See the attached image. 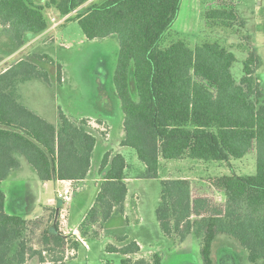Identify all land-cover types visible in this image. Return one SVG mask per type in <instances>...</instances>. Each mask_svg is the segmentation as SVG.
<instances>
[{"label": "trees", "instance_id": "trees-1", "mask_svg": "<svg viewBox=\"0 0 264 264\" xmlns=\"http://www.w3.org/2000/svg\"><path fill=\"white\" fill-rule=\"evenodd\" d=\"M90 1L0 0L4 53L13 54L47 31L49 8L61 18L75 12L72 17L89 41L116 36L120 50L113 82L124 115L121 147L133 149L151 175H157L163 160L228 163L257 154L254 176L164 180L157 210L163 234L180 243L196 236L203 264H214L213 243L221 235L240 244L249 264H264V87L256 76L255 51L249 52L237 82L232 74L236 57L218 42L194 49L184 40L163 46L183 0H99L85 6ZM236 4L211 0L203 19L212 27L233 29L241 22ZM47 66L57 67L61 83L62 67L48 55L17 61L0 73V264H29L33 258L38 264H68L67 240L57 224L45 226L37 249L30 239L42 221L6 212L2 184L20 168L19 156L42 183L82 182L92 170L98 139L86 121L60 113L55 126L19 100V84L35 79L51 83ZM127 169L122 154L104 155L100 190L79 229L85 238L83 224L103 229L111 218L125 215ZM107 252L124 256L123 264H162L159 255L152 263L129 258L141 252L135 241L121 248L110 244ZM47 255H52L50 263Z\"/></svg>", "mask_w": 264, "mask_h": 264}, {"label": "rangeland", "instance_id": "rangeland-1", "mask_svg": "<svg viewBox=\"0 0 264 264\" xmlns=\"http://www.w3.org/2000/svg\"><path fill=\"white\" fill-rule=\"evenodd\" d=\"M98 1H90L85 6ZM210 1L183 0L178 19L164 38L163 46L184 40L194 49L206 41L218 42L236 57L232 74L237 82L243 77V63L249 52L253 50L259 59L256 76L264 87V0H233L237 3L236 8L241 15V22L233 29L207 25L203 19V11ZM75 14L74 12L72 16ZM45 16L51 26L59 24L50 34L49 38H53L52 41L46 47L42 49L38 47L37 50L51 56L61 65L62 82L56 79L57 67L47 66L51 71V83L45 84L33 80L19 84L17 92L20 102L53 125H58L60 113L78 123L86 121L88 130L97 137L100 144L110 143L113 149L117 150V144L122 136L120 118L124 120L113 82L120 50L117 37L89 41L72 16L63 19L54 8L46 9ZM0 51H2L1 55H7L4 53L5 44L1 41ZM27 53L29 51L3 61L0 64V72L19 58H24ZM135 99H137L136 95ZM105 150H107L106 146L101 144L94 153L91 180L86 184L84 192L75 196V202L68 210L67 230L80 224L95 202L100 189L96 170L101 164ZM123 155L128 164L126 214L113 217L106 224L105 229L100 228L99 225L83 224V231L88 237L86 239L80 232L79 236L83 240L85 238L88 248L82 246V240L76 241V236L69 231L65 235L67 240L65 262L123 264L122 260L125 257L108 253V245L122 247L135 241L142 247L140 259L148 262L152 263L154 256L159 255L162 257V264H203L201 244L196 236L191 235L180 243L177 239L171 240L163 234L157 219L162 182L168 179L196 180L223 176H254L256 151L242 160H231L228 163H207L190 159L163 160L157 175H151L147 171L133 149L126 148ZM36 179L32 168L26 165L12 179L13 186L6 189L9 194L7 208L9 212H14V216L30 218L39 210L35 205L37 191L33 188L37 183ZM52 211L54 210L45 209L40 216L39 221H42L43 227L30 239L31 244L39 243L41 231L46 225H60L59 215H55ZM118 236L127 240L120 243L115 240ZM75 244L80 247L75 249ZM39 247L37 245L36 248ZM244 253L240 244L227 236H219L213 244L214 264H249ZM52 255L46 256L48 263ZM134 258L132 255L131 259L135 261ZM29 264H38V258H33Z\"/></svg>", "mask_w": 264, "mask_h": 264}, {"label": "crops", "instance_id": "crops-1", "mask_svg": "<svg viewBox=\"0 0 264 264\" xmlns=\"http://www.w3.org/2000/svg\"><path fill=\"white\" fill-rule=\"evenodd\" d=\"M91 1H94V0H91ZM237 1V0H236ZM72 15H70V16H68V17H66V18H63V19H67V18H69V17H71ZM50 24V23H49ZM59 24V23H58ZM57 24V25H58ZM57 25H55V24H53L52 26L50 25V28L46 31V32H44L43 34H41V35H39V36H36V37H32V38H29L28 39V42H27V44L25 45V46H23L21 49H19V50H17V51H15L13 54H11V55H1L0 54V64L3 62V61H5L6 59H8V58H11L12 56H15V55H20V54H22V53H24L25 51H29V53H27L25 56H24V58H19V60H17V61H20V60H29V59H33L36 55H47L46 53H44V52H38V50H37V48L38 47H41V49L42 48H44V47H46V45L47 44H49L51 41H52V39L53 38H49L50 37V34H52V32L56 29V26ZM0 30H1V27H0ZM110 38H113V37H110ZM0 39H1V35H0ZM49 39V40H48ZM107 39H109V38H107ZM104 40H106V39H104ZM7 42H9V41H7ZM40 50V49H39ZM2 56V57H1ZM49 56V55H48ZM51 57V56H50ZM2 59V60H1ZM16 61V62H17ZM13 64H11V65H9V66H7V67H5L4 68V70H2V72H4L5 70H7L8 68H10L11 66H12ZM2 72H0V73H2ZM115 73V72H114ZM36 80V79H35ZM33 80H31V81H27V82H25V83H29V82H32ZM39 81H41V80H39ZM41 82H43V81H41ZM46 84V83H45ZM20 100V99H19ZM28 108V107H27ZM30 109V108H29ZM31 110V109H30ZM31 111H33V110H31ZM34 112V111H33ZM34 113H36V112H34ZM37 115H39L40 117H42L40 114H38V113H36ZM43 118V117H42ZM43 119H45V118H43ZM123 121L124 120H122V117L120 118V124H121V130H122V136H121V140H120V142H119V144H117V150H114L113 149V147L111 146V144L110 143H108V144H106V143H101V144H103L104 146H106V149L107 150H105V154L106 153H108V152H110V153H112V154H117V153H120V154H122L123 155V153H124V151H125V149L126 148H122L121 147V142H122V140L124 139V136H125V132H124V126H123ZM55 126H57V125H55ZM100 143H99V141H98V143H97V146H96V148H95V151H96V149H97V147H98V145H101ZM113 150V152H111ZM95 153V152H94ZM104 154V155H105ZM124 156V155H123ZM125 157V156H124ZM244 159V158H243ZM183 160H188V159H183ZM242 160V159H241ZM19 161H20V164H21V166H20V168L18 169V170H15V171H13L12 172V174H11V176L6 180V181H4L3 182V184H2V188H3V191H4V193H5V195H6V212L9 214V215H15L14 214V212H9L8 211V208H7V205H8V202H9V194H8V192L6 191V189L8 188H11L12 186H13V181H12V179L14 178V176L16 175V174H18V172H20V171H22L23 170V167L24 166H30V168H32V170H33V174H34V176H35V178H37L36 179V181H37V183H35L34 185H35V187H33V188H35V190L37 191L36 193H37V198H36V200H35V205H36V207H39V210L37 211V212H35V213H33L32 214V216H30V218H24V219H26V220H36V219H38V218H40V216H42L43 215V213H44V211H45V209H52V210H56L57 211V215H60V211H61V209L63 208V202H62V199H60L59 198V193H62V192H64V191H66V190H68V189H70V188H72V186L73 185H84V189L81 191V192H79V193H82V192H84V190H85V188H86V184L89 182V180H91V174H92V171H93V167H92V170H91V172H90V174H89V176L87 177V179L86 180H84V181H82V182H76L75 184L74 183H72V182H60V181H55V182H48V183H42V182H40L39 181V179H38V177H37V173H36V171H35V169L23 158V157H19ZM98 169H99V167H98ZM98 169L96 170V174L98 175ZM98 177H99V175H98ZM202 179V178H201ZM189 180V179H188ZM196 180H198V179H196ZM190 181H194V180H190ZM54 183L56 184V185H54ZM98 183L100 184V186H101V179H100V177H99V180H98ZM100 190V189H99ZM99 190H98V192H99ZM79 193H76L74 196H73V200H72V202H71V204H70V206H69V208L71 209L72 207H71V205L75 202V196L77 195V194H79ZM127 201H128V196H127V198H126V202H125V214H126V210H127ZM94 204V203H93ZM93 206V205H92ZM90 209H91V207H90ZM69 214H70V212H69ZM17 216V215H16ZM70 216V215H69ZM87 216V215H86ZM86 216L84 217V219L86 218ZM22 217V216H21ZM58 217V216H57ZM23 218V217H22ZM69 219V218H68ZM84 219L82 220V222L80 223V224H78L77 226H75L74 228H71L70 227V232L74 235V236H76L75 238H76V241H81L82 242V246H85L86 248H88V245L86 244V242L84 241L85 240V238H84V240L83 239H81V237L79 236V229H80V226H81V224L84 222ZM112 219V218H111ZM110 219V220H111ZM109 220V221H110ZM108 221V222H109ZM108 222H106L104 225H103V229H105V226H106V224L108 223ZM119 237V236H118ZM219 237V236H218ZM217 237V238H218ZM216 238V239H217ZM87 239V238H86ZM216 239H215V241H216ZM172 240V239H171ZM174 240V239H173ZM234 240V239H233ZM214 241V242H215ZM214 244V243H213ZM113 245V244H112ZM115 246V245H114ZM79 247H80V245H79ZM116 247H118V248H121V247H119V246H116ZM212 252H213V249H212ZM244 254H246V258H247V252L244 250ZM142 253V247H141V252L140 253H138V254H135V255H133V257H135L134 259L136 260V259H140V258H142L141 256H140V254ZM132 256V255H131ZM131 256H128L129 258H131ZM248 260V259H247ZM70 264V263H69Z\"/></svg>", "mask_w": 264, "mask_h": 264}, {"label": "built area", "instance_id": "built-area-1", "mask_svg": "<svg viewBox=\"0 0 264 264\" xmlns=\"http://www.w3.org/2000/svg\"><path fill=\"white\" fill-rule=\"evenodd\" d=\"M53 22H54V19H53ZM75 184V183H74ZM84 189V185H73L72 188L62 192V193H59V198L62 199V202H63V208L61 209L60 211V215H59V220H60V231L64 234V235H67L68 232L70 230H67L68 229V210H69V206L73 200V196L76 194V193H79L81 192L82 190Z\"/></svg>", "mask_w": 264, "mask_h": 264}]
</instances>
